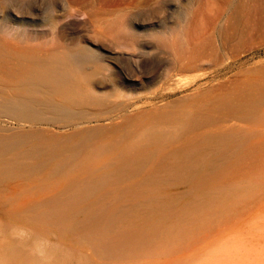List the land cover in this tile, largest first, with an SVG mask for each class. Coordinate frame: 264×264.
I'll use <instances>...</instances> for the list:
<instances>
[{
  "label": "rangeland",
  "instance_id": "obj_1",
  "mask_svg": "<svg viewBox=\"0 0 264 264\" xmlns=\"http://www.w3.org/2000/svg\"><path fill=\"white\" fill-rule=\"evenodd\" d=\"M93 25L117 54L82 69L81 87L109 106L84 120L1 114L68 157L62 179L9 173L0 205L64 196L66 245L87 264H264V0H0L1 98Z\"/></svg>",
  "mask_w": 264,
  "mask_h": 264
},
{
  "label": "bare ground",
  "instance_id": "obj_2",
  "mask_svg": "<svg viewBox=\"0 0 264 264\" xmlns=\"http://www.w3.org/2000/svg\"><path fill=\"white\" fill-rule=\"evenodd\" d=\"M67 7L69 11L72 10L70 6ZM75 15H77V13H75ZM96 27L97 25H93L92 30H88V32L85 31V33L83 32L77 35L76 37H74L76 42V45L74 47H70L61 54L54 56L52 55V57L50 56L51 58L48 57L47 59L45 58L43 60L42 59L40 60L39 58H38L39 60H37V58H35L36 60L34 61H36V63L33 62V64H30L31 68L28 67L29 72H26L27 71L26 70L25 71L26 74H24L23 72V76L21 77L19 76V78L16 75H13L16 76L14 77L16 79L13 80L19 79L17 81L18 82L17 85L12 86L13 84L12 85L10 84L13 88L16 87V91H17L16 96H12V95L4 96L5 93L3 94L2 98H1L2 95L0 96V116L6 114L8 115V117L10 116V118L12 116L15 120L19 119L22 123H24L23 121H25V123L26 122L34 123L36 121L42 122L43 121L42 114L45 113H54L58 115L67 116L70 118L79 117V119L84 120L88 118L86 114L91 107H96V106L108 107L110 101L108 102V100L105 101L98 98L95 99L94 96L87 97L88 94L86 93L84 94V91L82 90L81 87L82 75L80 74L82 69L91 68V67L96 68L95 66H97V67H101L99 70H102V68L104 69L106 68L109 70L108 61L114 58L115 57L114 55L117 54V52L115 53V49H114L115 46L113 48L108 43H106L107 45L105 43H102V45H98L97 41H95L96 39L90 36L91 34L89 31H93V33H95L94 31H96L97 29ZM97 36L98 35H96V37ZM100 37L101 36H98L99 39L97 38V40L99 41L102 40V37L101 39ZM104 38L106 39V37H103V39ZM106 41L109 40L106 39L105 42ZM143 54L144 53H142V55ZM140 55L138 56V58L141 57ZM11 72L12 71H10V73ZM17 74L22 75V72H19ZM10 83H12V81ZM11 86L9 87L11 88ZM7 94L8 95L12 94V92L11 93L9 92ZM113 106H115V104ZM101 113L102 112L94 113L93 117H96L98 119L100 118L99 115ZM105 115L107 114L105 113ZM76 124L78 125V123ZM15 128H13L12 130L11 128L5 129V127L2 126L0 127V181L3 180L6 176H8L9 173L11 172L15 173L16 171L18 172L19 170L22 171L24 167H26V169L24 170L27 172L36 169L38 173L42 168V171L48 169V171H50V174L51 172H53V174L54 173L59 174L61 172L62 176L65 177L66 168H67L66 158L68 156L67 157L65 156L66 152H62L64 149L62 150L60 146H58L59 143L57 141L44 142L42 140H38L40 137L33 141L32 139H30V136H28L29 139H27V136H22L18 134L20 133V131L19 130L15 131ZM23 131L24 133L26 132V130L24 129ZM29 132L30 131H28V134L27 132L25 134L29 135ZM22 133L23 132H21V134ZM125 155L127 156L126 158L128 159L129 157H131V154H129L128 151L125 152ZM37 173L34 174V172H32L31 176L32 174L37 175ZM43 176L48 177V181H49V177H50L49 174H43ZM54 176L56 175H53L52 178ZM57 176L61 177L60 174ZM33 177L35 180L36 176ZM67 179L64 178V180ZM38 180H40V178L33 181V184L35 185V182ZM43 181L40 180V182ZM48 181L46 180V182L43 183L46 185ZM54 181L57 182L56 180H53L51 181V184L52 182L54 183ZM58 182H62V180L61 181L59 180ZM24 183H22L23 186ZM63 185H64L63 187L67 189L65 187L67 185L66 184ZM39 186L37 185L36 188H38ZM48 187L49 185H47V188ZM39 188H41V186ZM38 190L40 191V189ZM42 190L43 188L41 189V191ZM56 200L57 199H54L50 195H48L45 199L40 200L38 204L35 203L32 204L33 208L19 207L16 210L8 206L6 202L5 205L2 206L0 205V220H3L5 222H27L29 221L27 219H30V221L33 222V228L39 232L43 231L45 227L43 222H49L50 224L49 229H51L52 227L55 233H58L57 229H59L60 232L58 233L59 234L58 236L66 244L65 234L68 228V222H67L68 213H67L66 198L62 196L58 201ZM0 201H3V199H0ZM8 212L16 215L17 218L13 220L8 215L9 214ZM28 213L31 214L30 217ZM40 217L43 218L42 223ZM38 227H40V230ZM2 256L6 264H35L34 258L31 257L27 251H25L22 248H18L14 246H9L8 248H6L2 253Z\"/></svg>",
  "mask_w": 264,
  "mask_h": 264
},
{
  "label": "clouds",
  "instance_id": "obj_3",
  "mask_svg": "<svg viewBox=\"0 0 264 264\" xmlns=\"http://www.w3.org/2000/svg\"><path fill=\"white\" fill-rule=\"evenodd\" d=\"M9 246L27 251L35 264H87L83 252L69 247L55 235L38 232L27 222L0 220V264H6L2 253Z\"/></svg>",
  "mask_w": 264,
  "mask_h": 264
}]
</instances>
